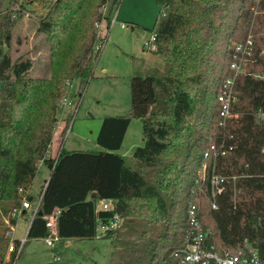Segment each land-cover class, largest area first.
I'll return each mask as SVG.
<instances>
[{"label":"trees","instance_id":"obj_1","mask_svg":"<svg viewBox=\"0 0 264 264\" xmlns=\"http://www.w3.org/2000/svg\"><path fill=\"white\" fill-rule=\"evenodd\" d=\"M10 1L0 16V225L29 196L43 162L51 174L27 238L48 237L46 216L58 208L60 239H109L108 264H162L186 248L188 208L195 202L208 249L235 252L248 240L264 255V122L257 117L264 113V0H157L163 11L152 52L165 61V70L131 76L130 109L103 118L96 136L102 149L62 147L56 157L50 148L68 82L94 76L99 25L105 20L109 27L122 0H28L48 9L35 20L49 46L45 77L31 76L35 62L29 53L11 50L27 9L26 1ZM250 34L253 54L236 80L238 101L229 123L234 149L207 158L205 151L224 132L218 96L231 44ZM133 118L142 120L144 142L134 149L136 164L130 167L119 150ZM204 163L207 176L215 169L229 180L216 197L217 208L208 179L198 171ZM109 199L112 209L96 210ZM116 214L120 226L99 235V223ZM9 229L0 228V264L12 262L6 259L11 241V259L20 245Z\"/></svg>","mask_w":264,"mask_h":264},{"label":"rangeland","instance_id":"obj_2","mask_svg":"<svg viewBox=\"0 0 264 264\" xmlns=\"http://www.w3.org/2000/svg\"><path fill=\"white\" fill-rule=\"evenodd\" d=\"M23 1H26L24 7L27 10L15 27L11 40V50L16 55L29 53L35 62L30 73L31 76H49V46L45 35L37 32L35 28L36 16L46 13L47 6L37 3L30 4L28 0ZM10 2V0H0V12H7ZM101 11L106 13L107 8L101 9ZM162 11L163 8L157 3V0H122L113 7L109 30L104 29L103 21L101 22L99 35L102 36L99 38L106 37V32L108 36L96 63L94 76L87 82L77 78L67 85L66 98L69 103L64 109L59 108L58 110L60 119L55 128V139L58 138V140H55L54 145H51L50 154L52 156L56 157L59 154L62 148L61 142L65 138L64 144L67 149H102L96 143V136L103 118L121 115L130 109L131 76H147L155 71L163 72L165 70V61L145 46V42L153 38L156 20ZM4 13H1L0 16ZM123 22L126 24L125 28L122 27ZM105 25L108 26L106 22ZM99 42L101 41L97 39L96 43ZM94 51L96 52V50ZM82 82L85 84L83 89L81 87ZM79 93H82L80 103L77 102ZM69 110L72 112L67 114L66 118L62 117ZM70 124L71 130L66 134ZM65 126L66 131L62 129ZM142 127L141 119L133 118L131 120L121 147V152L125 153L126 157H131L136 146L143 144ZM41 177L43 176L40 172L39 178ZM39 180L34 182L37 188ZM10 216L11 214L8 218L3 216V224L1 223L0 228L11 227ZM19 222L16 232L18 235L23 234L25 230L22 218ZM102 239L98 246L102 250L98 254H106L107 259L105 260L101 258L103 256H100L97 263L93 264H108L110 261L111 242L109 239ZM70 250H75V253L78 254H85L80 247H72ZM57 262L63 264V261Z\"/></svg>","mask_w":264,"mask_h":264},{"label":"built area","instance_id":"obj_3","mask_svg":"<svg viewBox=\"0 0 264 264\" xmlns=\"http://www.w3.org/2000/svg\"><path fill=\"white\" fill-rule=\"evenodd\" d=\"M3 14L4 12L1 11ZM112 22V19H111ZM126 24L122 23V27ZM155 35L150 40L145 42V46L149 49L154 50L156 48L155 43H153ZM101 42L95 44V50L100 51L104 42L107 40V36L99 39ZM254 48V38L252 34L248 35L246 38L235 41L231 44V55H230V65L229 71L223 78L221 90L218 96L220 101V111H219V121L218 124L223 129V135L220 140L213 143L204 153L207 158L213 157L215 160L228 154L234 149V143L231 142L233 139V134L229 132V123L232 120V107L235 102L238 101V92L236 89V80L238 76L245 71L246 62L253 54ZM71 84L68 82V85ZM68 104L66 95L60 103V108H63ZM257 117L260 121L264 122V113L259 112ZM72 124V123H71ZM71 124L67 127V133L71 130ZM199 173L206 177L211 186V200L213 208H217L216 197L223 193L226 187V183L229 182L228 178L221 175L215 171V169L208 174V165L204 163L199 169ZM42 194L38 200L33 203L29 196H26L20 207L13 208L11 216L17 217L21 213L22 208L32 209L33 215L39 210ZM113 200H100L97 204L96 210L112 209ZM60 209L56 208L54 211L47 215L46 226L49 230L50 235L46 237L47 244L53 246L57 240L58 236V214ZM188 220L190 224L189 230V242L181 252L172 253L173 261L165 262L162 264H264V255L259 251V249L254 246L250 241L244 240L241 244L237 246L235 252L224 251L223 253L219 250L208 249L205 245V239L207 237V231L203 227V223L200 217V206L193 202L188 208ZM120 226L119 216L116 214L107 223L100 222L97 231L100 234L108 229L118 228ZM13 230V225L11 224L10 229L7 231V235L11 238V232ZM25 241V238L20 240V245L17 249V256L15 259L7 257V260H11V264H16L19 257L21 247ZM15 250L14 242H10L8 247V253Z\"/></svg>","mask_w":264,"mask_h":264},{"label":"crops","instance_id":"obj_4","mask_svg":"<svg viewBox=\"0 0 264 264\" xmlns=\"http://www.w3.org/2000/svg\"><path fill=\"white\" fill-rule=\"evenodd\" d=\"M105 22L106 21L104 20L102 23V25L105 26L104 29L110 28V27H106L107 25H105ZM106 36H108L107 32H106ZM81 87L82 89L85 88V84L83 83ZM78 95H79V99L77 100V102L80 103V97H82V93H79ZM70 112H72V110H69V112H65L64 116L62 117L66 118V115L67 114L69 115ZM57 116H58V112H57ZM58 119H60L59 116H58ZM73 120H74V117H73ZM65 139H63V142H61L62 143L61 147H65V144H64ZM55 140H58V138L55 139L54 137L52 145H54ZM119 151L123 155L126 161V164L130 167H134L136 164V158L133 156V154L131 157H128V156L126 157L125 153L121 152V149ZM40 172L43 176L41 178H39ZM50 174H51L50 168L46 164L41 162L39 165V172L33 181L31 189L28 192L29 198H32L31 200L33 203H35L38 200V198L41 196L42 190L46 186L47 181L50 177ZM37 179L38 180L40 179L38 188L34 185V182H36ZM33 216L34 215H33L32 209L22 208L21 213L16 217L17 219L16 224L13 225V230L11 232L12 238L19 239V240H22L25 238V241L21 247L19 257L17 259L16 264H58L57 261L59 260L63 261V264H93V263H97V260L100 259L98 257L100 256H103L101 258H104L105 260L107 259L106 254H98L99 251L102 250L101 248H98L100 241L103 240L100 237L93 238V239H59L55 242L53 246H50L47 244L46 238H38V239L27 238V233L31 225ZM20 218H22V223L25 224V230L23 231V234L18 235L16 234V232H17V227L20 223L19 222ZM4 219L5 221L7 220L6 217ZM72 247L73 248L80 247L82 251L85 252V254L75 253V250L74 251L70 250ZM10 256H11V253H7V257H10Z\"/></svg>","mask_w":264,"mask_h":264},{"label":"water","instance_id":"obj_5","mask_svg":"<svg viewBox=\"0 0 264 264\" xmlns=\"http://www.w3.org/2000/svg\"><path fill=\"white\" fill-rule=\"evenodd\" d=\"M32 199V198H31Z\"/></svg>","mask_w":264,"mask_h":264}]
</instances>
